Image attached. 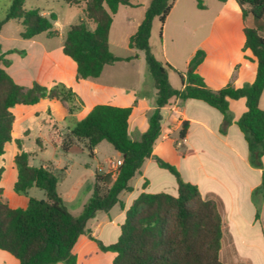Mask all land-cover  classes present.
<instances>
[{
	"label": "trees",
	"instance_id": "trees-1",
	"mask_svg": "<svg viewBox=\"0 0 264 264\" xmlns=\"http://www.w3.org/2000/svg\"><path fill=\"white\" fill-rule=\"evenodd\" d=\"M25 1L11 0L5 16L0 18V32L5 24L16 20L23 26L20 36L24 39L42 33L49 38L58 37L59 31L54 29L57 15L26 9ZM64 1L77 7L85 3L83 19L69 27L63 44L64 54L77 64V80L98 78L107 65L130 60L129 57L115 55L109 44L113 17L120 5L134 6L130 0ZM175 1L150 0L142 22L128 42L130 48L145 52L149 75L157 90L156 109L142 138L133 140L129 135L133 106L98 104L83 119L68 127L69 138L62 139L59 144L64 153H79L87 149L91 155L99 143L107 141L123 156L110 186L107 184L110 179L108 173L96 170L93 193L80 215H73L59 194L58 175L48 167L32 165L31 154L17 143L18 151L14 156L17 176L13 188L17 195L27 198V204H11L5 200L0 187V250L12 255L19 264H77L73 249L79 237L86 233L87 222L98 211H108L117 204L122 191L131 190L129 181L145 159L151 157L159 167L175 177L177 192H141L125 211L118 240L106 245L94 239L99 248L116 254L112 264H226L219 257L223 234L222 218L216 203L204 199L199 187L185 181L173 164L154 155L153 147L162 129L160 109L167 106L172 98L203 101L217 109L228 124L232 122L229 101L244 98L247 110L236 124L249 144L252 164L262 166L264 110L259 103L264 91V35L261 33L264 0H234L244 21V51L250 50L254 56L251 59L257 62L255 80L242 87L228 84L217 90L211 89L197 71L206 57L205 51L198 50L187 70L178 71L183 81L182 89L172 88L168 74L173 67L158 60L152 52L153 21L159 18L163 25ZM197 5L200 9L205 8L203 0H197ZM88 22L95 28L91 29ZM19 53L24 54V51ZM5 55L0 44V182L5 172L2 157L7 144L13 140L16 120L13 109L17 105L33 106L43 99L66 102L69 115L83 108L82 99L63 83L52 87L36 81L30 87L18 84L6 70L8 61ZM187 128L185 122L180 131L181 138H184ZM32 187L44 191L46 197L29 196L28 191ZM255 195L261 199L264 196V171L262 184L254 191ZM121 206L124 207L123 204Z\"/></svg>",
	"mask_w": 264,
	"mask_h": 264
},
{
	"label": "crops",
	"instance_id": "crops-1",
	"mask_svg": "<svg viewBox=\"0 0 264 264\" xmlns=\"http://www.w3.org/2000/svg\"><path fill=\"white\" fill-rule=\"evenodd\" d=\"M130 1L134 6L120 5L114 15L109 37L111 51L117 56L129 57L130 60L107 65L98 78L77 80V64L64 54V42L46 47L37 35L28 39L34 48L33 52L29 53L25 49L13 48L7 43L8 38L4 36L3 31L8 23L0 32V44L2 52L6 53L5 57L24 51L22 58H18L22 67L14 71L13 65H10V74L18 84L30 87L36 81L52 87L56 83H63L82 99L83 108L71 115L75 120H71L70 124L66 123L67 129L83 119L98 104L133 106L129 117V135L133 140H140L149 128L150 116L156 109L157 90L148 74L145 52L129 48L127 55H121L113 51L112 47V32L117 19L122 21L124 30L128 28L123 39L129 42V38L142 22L150 2ZM204 1L205 8L200 9L196 0H176L165 23L161 25L159 40L154 38V34L158 32L157 25L160 20L155 18L153 21L150 45L158 60L173 67L168 74L172 88H183L178 71L187 70L191 58L198 50L205 51L206 57L197 71L211 89L217 90L228 84L238 88L252 83L257 73V62L251 59L254 56L250 50L244 51V21L238 5L234 0ZM94 28L95 25L91 27ZM22 31L23 29L19 34ZM261 33H264V24L261 25ZM13 49L16 51L7 53ZM137 61L143 68L137 83H116L111 75L113 70L117 67L127 68ZM229 105L232 122L228 124L217 109L203 101L172 98L167 106L160 109L162 129L154 144L153 154L173 164L185 181L199 187L204 199L216 203L222 218L223 235L219 257L223 263L264 264V196L262 199L259 195L254 196V191L262 184L264 156L261 167L252 164L249 144L236 124L247 110L246 100H230ZM259 105L264 110V91ZM185 122L188 128L184 138H181L180 131ZM100 144L90 155L93 159L99 154L97 147ZM55 147L60 149L59 145ZM121 158L122 162L123 156ZM57 160V164L50 160L35 166L48 167L57 174L60 168L66 167L61 163V159ZM105 164L107 165L98 163L96 170L108 173L110 179L107 184L110 186L121 163L110 160ZM129 186L131 190L122 191L117 204L108 211H98L87 222L86 233L79 237L73 249L77 264H94L104 259H107V264H112L116 254L103 252L94 239L106 245L116 242L121 234L125 211L141 192H154L152 188L156 187L162 188L160 192L175 194L178 188L175 177L159 167L153 157L145 159L140 170L129 181ZM33 188L37 187L29 189V196ZM166 188H171V191ZM40 196L32 197H46L45 193ZM19 201L21 206L27 204V198ZM0 262L19 264L17 259L13 262L2 250Z\"/></svg>",
	"mask_w": 264,
	"mask_h": 264
},
{
	"label": "rangeland",
	"instance_id": "rangeland-1",
	"mask_svg": "<svg viewBox=\"0 0 264 264\" xmlns=\"http://www.w3.org/2000/svg\"><path fill=\"white\" fill-rule=\"evenodd\" d=\"M204 2L203 0V3ZM10 3L11 0H0V18L5 16ZM84 5L85 3L80 7L71 6L66 4L64 0H26L24 7L26 9H39L41 12L49 11L57 15V21L54 22V29L59 31L60 36L49 38L45 33H42L37 37L46 47H51L64 42L69 27L79 23L81 19H83ZM18 22L19 21L8 22L9 25L5 26L3 34L8 38L7 43L13 48L25 49L27 52L31 53L34 48L29 43L28 39H24L20 36L19 31H21L23 27L19 24L20 22ZM159 23L157 25L158 32L154 34V38H158V40L161 37L160 28L162 25L160 21ZM88 25L90 27L94 26L91 22H88ZM127 29L128 28H126V30ZM126 30L123 28L122 21L117 19L116 26L112 32V47L113 51L121 55H127L130 50L127 40L124 41L123 39ZM5 43L6 42H4V44ZM19 57L22 58L21 53H14L5 57L8 61L6 70L9 74L12 72L10 68L12 65L14 71L22 67L21 62L19 63L18 60ZM138 64L137 61L127 68L117 67L113 70V73L111 72V75L114 76L113 79L116 83H137L140 77V71L143 70ZM68 109V103L51 101L49 99H43L38 105H17L13 109L16 116L13 140L11 143L7 144L6 153L2 157L1 164L5 168V172L0 182L5 200L11 204L20 205L21 202L19 200L26 199L24 196L17 195L13 188L17 175L14 156L18 151V142L22 145L23 150L31 154L30 162L33 165L45 163L50 160H54L57 164L58 160L56 161V159H61V163L66 165L65 168L62 167L56 172L59 179L57 190L73 215L81 214L85 203L92 195L96 165L101 162L106 166L107 164L105 163L110 160L118 164L121 163L122 155L107 141H102L97 147L99 154L95 159L90 157V152L87 149L79 153H63L60 149L55 147L60 144L62 139L67 140L69 138V131L66 126L70 124L71 120L74 121L75 119L69 115L67 112ZM84 143L85 142L82 144ZM35 153L37 157H35ZM166 190L171 191V188H166ZM152 191L160 192L162 188L153 187ZM43 193L42 190L37 188H33L30 191V195H35L36 197H41L40 195ZM5 254L13 262H16L13 256L6 252ZM0 264H3V262H0ZM5 264L10 263L6 262ZM94 264H107V259L95 262Z\"/></svg>",
	"mask_w": 264,
	"mask_h": 264
},
{
	"label": "built area",
	"instance_id": "built-area-1",
	"mask_svg": "<svg viewBox=\"0 0 264 264\" xmlns=\"http://www.w3.org/2000/svg\"><path fill=\"white\" fill-rule=\"evenodd\" d=\"M114 166V165H113ZM118 168H119V166L117 167V169L116 170H118Z\"/></svg>",
	"mask_w": 264,
	"mask_h": 264
}]
</instances>
